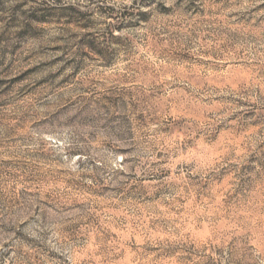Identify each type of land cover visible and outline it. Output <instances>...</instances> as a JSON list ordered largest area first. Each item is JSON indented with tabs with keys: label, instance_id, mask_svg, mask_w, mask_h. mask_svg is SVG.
<instances>
[{
	"label": "rangeland",
	"instance_id": "rangeland-1",
	"mask_svg": "<svg viewBox=\"0 0 264 264\" xmlns=\"http://www.w3.org/2000/svg\"><path fill=\"white\" fill-rule=\"evenodd\" d=\"M0 264H264V0H0Z\"/></svg>",
	"mask_w": 264,
	"mask_h": 264
}]
</instances>
